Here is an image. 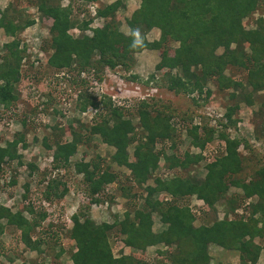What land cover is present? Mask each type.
Wrapping results in <instances>:
<instances>
[{"label": "trees", "instance_id": "trees-1", "mask_svg": "<svg viewBox=\"0 0 264 264\" xmlns=\"http://www.w3.org/2000/svg\"><path fill=\"white\" fill-rule=\"evenodd\" d=\"M58 1L34 0V6L40 17L48 21L50 53L45 63L67 73L77 72L71 81L83 84L84 80L77 78L80 72L92 73L93 77L100 80L106 67L127 71L133 64L135 53L144 49H160L154 71L161 72V76L150 74L140 80L144 87L163 85L175 94L189 95L196 92L199 95L203 92L207 96L210 91L205 88L206 81L214 78L219 88L230 89L229 96L234 100L222 114L225 120L222 127L236 124L232 115L239 103L242 101L251 105L252 95L259 91L263 92V99L259 102L258 110L264 114V17H258L252 28L246 29L242 24V19L258 6L264 5V0H138L137 7L125 20L127 34L119 31L115 25V13L123 6V0H114L94 10L93 17L100 19L103 25L92 29L91 35L85 34L84 30L92 18L76 20L71 17L70 5L61 6ZM80 1L87 3L92 0ZM33 21L32 18L22 20L9 6L0 8V29L9 38L0 45V104L4 108H9L17 99L20 61L25 52L24 46L19 45L17 35ZM152 28L158 30V37L149 41L145 35ZM74 29L78 30L77 35L72 34ZM166 42H174L176 46L168 48ZM228 67L242 70L244 80L227 76L225 71ZM121 73L125 82L137 78L134 74L124 76ZM160 77L162 82L158 81ZM85 91L78 92L77 107L79 112L87 105L96 108L89 124L83 127L79 120L74 119V123H79V129L72 124L67 125L68 140H64L63 128L58 123L50 128L48 136L41 137V145L51 151V171L56 172L69 165L70 157L83 141L84 128L88 135L97 134L104 144L113 147L110 161L123 167L128 174L117 176L93 159L72 163L74 172L81 175L84 189L75 192L81 206L70 217L68 234L75 247L69 255L71 264H144L131 254L120 252L117 256L113 255L108 243L109 232L113 229L119 235L114 237L118 250L126 247L142 251L149 246H161L156 248V253L162 260L156 264H231L213 262L209 246L236 251L239 260L236 264H254L259 251L264 248V168L255 170L247 180L235 176L241 171V156L236 151L240 141L220 133L222 153L205 164L202 178L194 175L154 177L153 184L147 185L145 183L157 167L161 155L167 168L171 169L195 164L202 159V154L183 151L178 155L172 150L175 147L171 140L174 131L170 123L172 115L167 112L168 107L152 102L153 95L135 101L133 108L129 109L136 113L138 126L143 133L142 136H136L130 119L123 116V107L112 106L105 95L96 101ZM30 112L33 113L34 109ZM20 124L26 129L25 117L20 119ZM186 127L184 125L182 129ZM197 127L192 125L187 128L186 135L191 138V145L204 148L206 142L203 143L204 140L199 138ZM211 134V129L203 131L205 137L210 138ZM167 141L172 147L170 154L163 153L161 148L155 150L157 142ZM18 144L26 147L24 133H15L11 140H6L0 146V171L4 162L15 161L21 165V156L16 152ZM128 146H131V157H128ZM26 165L29 174L37 169L33 162H27ZM48 173L46 168L41 172L43 178L39 179V183H43V188L37 199L47 204L51 201L60 204L69 186L56 175L45 180ZM123 180L142 189L141 206L135 207L134 203L129 202L127 205H134H129L131 211L125 209L121 218L115 216L110 222L96 224L90 220L86 210L93 202L103 201L99 195L106 185L119 182L120 195L128 199L137 195L130 193L132 185H127ZM8 183L14 184L15 179L11 178ZM229 186L238 188L241 195L227 196ZM24 189L27 191L26 184ZM158 193L168 198L153 197ZM111 195L105 198L113 199ZM190 196L200 203L197 206L198 213L192 212L186 204H179ZM251 198L253 200L241 206L240 214L228 218L243 200ZM216 203L222 206V217L213 216L210 222L193 225L197 215L203 214L205 208L214 211ZM23 211L34 213L30 203L14 212L0 204V234L5 226H14L20 229V237L27 249L41 252V239H32L29 233L49 211H39L36 213L37 219L26 218ZM153 216L157 218V230L152 228Z\"/></svg>", "mask_w": 264, "mask_h": 264}, {"label": "rangeland", "instance_id": "rangeland-1", "mask_svg": "<svg viewBox=\"0 0 264 264\" xmlns=\"http://www.w3.org/2000/svg\"><path fill=\"white\" fill-rule=\"evenodd\" d=\"M113 1L92 0L93 3L91 4L92 6L95 4L96 9ZM58 2L61 6L70 5L71 17L76 20L92 18L84 30L85 34L91 35L92 29L103 25L100 19H95L92 16L93 7H90L89 2L83 3L80 0H71L70 3L69 0H59ZM138 2V0H123V6L118 8L115 13V25H117L119 31L125 34L128 33L125 20L128 19L131 11L137 7ZM6 6L17 12L22 20L32 18L34 21L17 35L20 41L19 45H23L25 48L24 56L20 61V81L16 85L17 99L9 108H4L0 104V146H3L6 140H11L14 134L18 132L24 133L26 143L24 148L20 144L16 147V152L21 156V165H18L15 161L4 162L1 165L0 204L8 206L14 212L30 203L34 213L22 212L23 216L28 219L31 217L37 219L36 213L41 210H47L49 213L29 233L32 239L36 237L41 239L42 243L39 247L41 252L27 249L20 237V229L14 226L3 228V232L0 234V264H71L69 255L75 247L68 234L71 227L70 217L72 213L79 211L81 206L75 192L84 189L81 175L74 172L72 163L79 160L93 159L99 161L102 168L107 167L108 170L115 172L117 176L126 175L128 171L110 161L109 157L114 151L113 147L104 144L97 134L88 135L84 128L82 131L83 141L77 145L75 153L70 157L69 165L61 170H56V172L51 171V151L46 150L41 145V137L48 136L50 128L58 123L63 128L64 140H68L70 136L66 129L67 125L72 124L73 127L79 129V123L83 124V127L89 124V115L80 117L77 107V94L79 91L84 93L86 90L85 92H87L88 82L85 79H83V84L78 83L76 80L71 81V78L74 79V74H77V72L69 71L67 73L64 70H57L46 65L45 60L50 53L48 49V21L41 18L36 12L34 0H0V8ZM261 16L264 17V5L258 6L250 15L242 19V24L246 29L252 28L258 17ZM77 33L79 32L75 30L72 32L73 35H77ZM145 37L149 41L157 39L158 30L155 28L150 29ZM8 39L0 29V45ZM165 46L173 48L176 43L166 42ZM159 50L144 49L133 55L131 67L127 71L123 69L120 71L125 74L124 76L129 73L136 75L137 78L120 85L122 92L126 91L130 94L134 90L133 86H138L135 83L141 85V90L144 92L149 88V85L146 86L147 88L144 87L140 80H144L150 74L161 76V72L154 71L155 64L158 62ZM225 73L233 79L244 80V73L240 69L228 67ZM77 78L81 80L80 73ZM112 80L113 77L104 76L103 83L106 89H109L111 83L116 86V81L112 82ZM158 81L162 82L161 77ZM205 88L210 91L207 96L203 92L199 95H196V92L189 95L175 94L166 90L163 85L157 86V92L152 102L169 108H167L169 110L167 112L172 115L170 123L174 128L171 140H173L175 147L172 148L169 141L166 143L157 142L154 146L155 150L161 148L164 151L163 153L170 154V148H172L178 155H181L183 151L191 152V154L200 152L202 159L186 168L174 167L169 169L161 155L157 167L145 184L152 185L154 177L169 178L173 175H194L196 178H202L205 172V164L214 156L222 153L223 140L219 137L220 133L225 134L229 139L233 138L240 141L236 151L241 156V171L235 175L236 177L247 180L255 170L264 168V114L258 110L259 102L263 99V92L259 91L252 95L253 103L251 105H246L241 101L232 115V120H236V124L225 128L221 126L225 121L222 114L225 108L234 102L229 96L231 91L230 89L219 88L218 82L214 78H209L206 81ZM131 107L133 108V106ZM31 109H34L33 113L30 112ZM127 109V111L122 109L123 116L130 119L136 136H142L143 133H141L140 126H138L136 113L133 110L130 111L129 108ZM24 117L26 118V129H23L20 124V119ZM74 119L79 120V123H74ZM180 122L185 124H180ZM184 125L187 126L186 129L192 125L198 126L197 134H199L201 140H204L203 143L206 142L204 148L191 145V138L186 135V129H182ZM207 129L212 130L210 138L203 136V131ZM127 153L128 157H131V146L127 147ZM27 162H33L37 167L32 174L28 173ZM44 168L49 170V173L44 177L45 180L49 176L56 175L67 182L69 186L67 193L60 200V204L58 201H51L49 204L42 203L43 201L37 199L43 188V183H39V179L43 178L41 172ZM11 178L15 179V183L12 185L8 183ZM123 182L132 185L127 180H123ZM25 184L27 185V191L24 189ZM117 184L119 182L106 185L104 187L106 191L102 194L103 197L112 194L113 199L108 200L107 198L106 203L101 202L96 207L89 205L86 210L90 220L96 224L102 221L110 222L115 216L121 218L125 209L131 211L130 206H141V194L143 192L140 187L132 185L130 193L138 196L128 199L120 195ZM228 194L241 195L240 190L234 186L228 187L227 196H229ZM153 197L157 199L168 198L163 193L154 194ZM250 200H253V198L243 200L240 207ZM129 202L134 203V205L132 203L129 204L130 206L127 205ZM179 204L190 205L192 208H197L200 205L194 196L184 198ZM217 204H215L214 211L205 208L203 214L196 216L193 225L197 226L201 223L210 222L213 216L216 218L222 217V206ZM240 207L235 209L234 214H229L228 218L240 214L242 212V207ZM153 220L152 228L157 230L156 216H153ZM118 236L115 229L109 232L108 243L114 256H117L120 252L125 253V255L131 254L144 264H153L158 260H162L156 253V248H162L161 246H149L142 251L130 250L126 247L118 250L119 246L114 244V237ZM232 255L238 257L236 251H223V255H220V257L211 254L214 259L213 262L223 263H232Z\"/></svg>", "mask_w": 264, "mask_h": 264}, {"label": "built area", "instance_id": "built-area-1", "mask_svg": "<svg viewBox=\"0 0 264 264\" xmlns=\"http://www.w3.org/2000/svg\"><path fill=\"white\" fill-rule=\"evenodd\" d=\"M91 3H93V2H91ZM91 6H92V4H90V7ZM92 7H93L92 8L93 13H94L96 5L94 4V6H92ZM104 76L113 77L112 82L116 81V86L111 83L109 85V89H106V87L104 86V83H103ZM121 76H122V73L119 71L118 67H114L112 69H109L107 67L104 68L103 76L100 80L93 77L92 73H89V74L86 73L85 74V72H80V77L85 78L86 81L88 82L87 93L91 97H94L96 99V101H99L102 98V96L105 95L106 97H108L110 99L112 106H116V107L120 106V107H123V109H127V108L130 109V107L133 106V103L135 101L149 97L155 91V89L153 87L148 86L149 88L143 92L141 90V85L135 83L138 86H133L134 90L130 94L126 91L122 92L120 85H122L125 81L121 78ZM123 93H126V94H123ZM95 111H96L95 107H93L91 105H87L83 111L79 112L80 117H84V116L89 115L88 117L90 119L91 115ZM105 191H106V188L102 192H100V195H99L104 200V201H102V203H106V201H105L106 198L102 196L103 192H105ZM98 204H100V203L93 202L91 204V206L96 207V205L98 206ZM188 207L191 209L192 212L198 213L197 208H192V206H190V205H188Z\"/></svg>", "mask_w": 264, "mask_h": 264}, {"label": "crops", "instance_id": "crops-1", "mask_svg": "<svg viewBox=\"0 0 264 264\" xmlns=\"http://www.w3.org/2000/svg\"><path fill=\"white\" fill-rule=\"evenodd\" d=\"M260 239L258 240V242L260 243ZM209 249H211L209 251L210 256L211 254L215 255L216 257H220V255H223V251L226 250H222L221 248L217 247V246H209ZM233 257V262L231 264H236L238 263V257L236 255H232ZM213 259V257H212ZM214 260V259H213ZM254 264H264V248L262 247L261 250L259 251V255L257 257V260L255 261Z\"/></svg>", "mask_w": 264, "mask_h": 264}, {"label": "clouds", "instance_id": "clouds-1", "mask_svg": "<svg viewBox=\"0 0 264 264\" xmlns=\"http://www.w3.org/2000/svg\"><path fill=\"white\" fill-rule=\"evenodd\" d=\"M92 2V1H91ZM91 2H89V4H91ZM94 15V13L92 14V16ZM75 31H77L78 32V30L77 29H74ZM86 74V73H85ZM81 79H85V78H81ZM145 79H146V77H145ZM86 80V79H85ZM149 86H151V85H149ZM152 87V86H151ZM154 87V89H155V91L152 93V95L154 96L155 95V93L157 92V87H155V86H153ZM152 95H150V96H152ZM149 96V97H150ZM123 109V108H122ZM123 110H125V109H123ZM180 124H182L181 122H180ZM175 126V125H174ZM101 203V202H100Z\"/></svg>", "mask_w": 264, "mask_h": 264}]
</instances>
